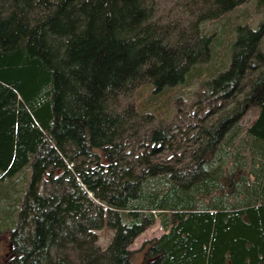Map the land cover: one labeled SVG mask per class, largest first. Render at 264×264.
I'll return each instance as SVG.
<instances>
[{"label":"trees","instance_id":"obj_1","mask_svg":"<svg viewBox=\"0 0 264 264\" xmlns=\"http://www.w3.org/2000/svg\"><path fill=\"white\" fill-rule=\"evenodd\" d=\"M0 233V264H264V0H0Z\"/></svg>","mask_w":264,"mask_h":264},{"label":"rangeland","instance_id":"obj_2","mask_svg":"<svg viewBox=\"0 0 264 264\" xmlns=\"http://www.w3.org/2000/svg\"><path fill=\"white\" fill-rule=\"evenodd\" d=\"M230 20H234L235 17L241 16L243 18H247L248 21L255 25L262 17V13L257 11L255 9V5L253 4V1L251 3H248L247 5L241 6L239 9L233 12V14H230ZM240 21H238L239 23ZM236 22H234L233 25H235ZM232 24V23H231ZM230 24V25H231ZM208 28H213L217 27L216 25H211L207 26ZM231 28H227L228 31H226L224 34L222 33L220 45H217V48L220 49V52L222 54H226L228 51V48L230 46V41L232 38V34L229 32ZM224 57V56H223ZM222 69V68H221ZM198 84L199 82L193 81L189 86L182 87V88H177L173 91H171L169 95V101L168 103L170 111L173 113L176 111H180L179 109H183L184 111H189L193 107L191 106L193 101L198 97L197 91H198ZM256 109L255 108H250L247 113L244 115V117L240 120V123L243 127L247 126L248 123L254 118L256 115ZM23 178V179H22ZM18 177L16 178V183L15 185H12L11 183H6L12 190L15 189L17 191L16 195H23L24 189L27 187L28 183V178H29V172L26 171L25 176L23 177ZM11 190V189H10ZM254 202L256 204L262 202V200L259 197H255ZM3 205H1L2 207ZM163 233V229L160 225L159 222L155 223L152 227L147 229L144 233H142L132 244L131 248L132 249H140L142 245L144 244L145 241L150 240L154 237H158ZM114 232L110 229L104 228L102 230H99V235H100V242L103 245L108 244V242L111 240ZM9 246H10V241H8L7 234L5 233H0V257H3L7 251H9ZM136 264H144V256H143V251H138V254L136 256Z\"/></svg>","mask_w":264,"mask_h":264}]
</instances>
